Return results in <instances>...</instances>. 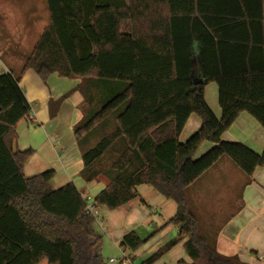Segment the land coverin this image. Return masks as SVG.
<instances>
[{"label":"trees","instance_id":"16d2710c","mask_svg":"<svg viewBox=\"0 0 264 264\" xmlns=\"http://www.w3.org/2000/svg\"><path fill=\"white\" fill-rule=\"evenodd\" d=\"M204 1L47 0L50 23L20 74H0V264H106L103 236L77 186L53 189L54 170L25 175L34 151L15 150V144L19 123L31 115L20 85L28 69L43 81L53 73L81 80L76 89L84 116L74 135L82 175L109 181L96 206L118 209L142 184L177 202L171 222L178 236L140 264H154L184 239L191 264H247L221 254L201 233L186 191L225 156L248 177L264 166V152L222 139L244 111L264 127V4L259 0L257 14L237 0L239 12L208 16ZM243 26L250 30L246 36ZM228 28L240 34H219ZM198 73L204 81L196 82ZM210 82L219 86L221 118L205 99ZM193 113L202 126L181 142ZM205 141L214 146L195 158ZM146 241L130 231L121 246L136 252Z\"/></svg>","mask_w":264,"mask_h":264},{"label":"crops","instance_id":"0c3cea01","mask_svg":"<svg viewBox=\"0 0 264 264\" xmlns=\"http://www.w3.org/2000/svg\"><path fill=\"white\" fill-rule=\"evenodd\" d=\"M22 1L29 3L28 11L31 9V13L25 10L27 4ZM40 2L44 3L47 15L39 9ZM204 2L208 16L213 11L221 12L218 16L224 12H239V8L235 7L238 5L237 0ZM245 2L252 6L253 13L260 12L257 5L259 0H241V5ZM244 15L241 8V18H245ZM49 23L47 0H0V74L17 67L9 65L2 53L10 50L13 64L25 62L32 52L27 53L28 50L25 49L30 35L34 30L37 31V43ZM249 31L246 26L241 27V36L248 35ZM254 31L257 32V28ZM219 34L233 36L240 33L228 28L220 30ZM20 72L14 73L19 75ZM195 80L204 81L202 73L196 74ZM80 82L78 78L62 77L58 73H53L47 81H43L34 69H28L24 73L20 85L32 109L30 118L21 121L17 127L15 150L34 151L25 164L24 172L27 177L54 170L51 182L53 189L74 183L85 197L94 200L109 181L102 177L89 182L82 175L84 160L74 135L75 125L84 116V97L76 89ZM65 94L68 97L57 104L58 99ZM204 94L215 115L221 118L218 84L207 83ZM201 126V117L191 114L179 140L187 141ZM222 139L242 143L257 153L264 152V127L246 111L240 113L224 132ZM213 146L214 143L205 141L195 158L202 156ZM137 192L135 199L118 209L97 206V210L103 224L100 227L107 234L108 241L120 250L124 236L130 231L147 239L140 249L132 252L140 259L139 262L135 260L136 264H140L177 237L179 228L171 222L178 210L176 201L166 198L149 184L139 185ZM186 194L189 208L197 217L201 233L214 240L216 249L221 254L237 256L247 264H264V166L257 167L253 176L248 177L229 157H222L187 188ZM187 241L188 239H184L173 246L154 264H178L180 260L193 263L185 248ZM102 246L103 251L104 239ZM38 264H48V261L42 260Z\"/></svg>","mask_w":264,"mask_h":264},{"label":"rangeland","instance_id":"374dc122","mask_svg":"<svg viewBox=\"0 0 264 264\" xmlns=\"http://www.w3.org/2000/svg\"><path fill=\"white\" fill-rule=\"evenodd\" d=\"M22 3L24 4H27L25 6V10L28 11V5L29 3L28 2H25V1H22ZM31 5V4H30ZM39 9L42 10L46 15H47V10H46V7L44 5V3L40 2L39 4ZM27 13V12H26ZM24 13V14H26ZM28 13H31V9L28 11ZM37 31H33L32 34L30 35V38L28 39L29 42L27 43L26 42V47L25 49L28 50L27 53H30L33 49H34V46L36 45V41H37V34H36ZM27 40V41H28ZM10 50H7V51H4L2 53V57L5 61H7V63L11 66H14V65H17L16 68H13V71L15 73H18L19 71L22 70L23 68V65L24 63L26 62H23V61H18V62H15L16 64H13V56L9 53ZM27 57V55L25 56ZM25 59V58H24ZM206 86V85H205ZM216 99L218 100V97H216ZM205 153V152H204ZM201 155H199L198 157H200ZM102 222V221H101ZM95 228L97 230V232H99L102 236H103V239L105 241V248L104 250L102 251V257L105 261L106 264H124L122 263L121 261H118L122 258V252L121 250L119 249L118 246H116L115 244L113 243H110L108 241V238H107V234L105 233V231L102 230V228L100 227V224L97 223V221L95 222ZM101 226H103V224H101ZM107 243V244H106ZM103 247V246H102ZM129 254L131 255V257H133V259L136 257L132 252H129ZM111 258H115L117 261L116 262H111L110 259ZM139 262L140 259L138 257H136V259H134V262ZM135 262V264H136Z\"/></svg>","mask_w":264,"mask_h":264},{"label":"built area","instance_id":"2783aa9c","mask_svg":"<svg viewBox=\"0 0 264 264\" xmlns=\"http://www.w3.org/2000/svg\"><path fill=\"white\" fill-rule=\"evenodd\" d=\"M86 201L88 204L89 211L95 217L97 223L101 225L102 222L100 220V214L97 210V206L95 205L94 200H92L91 197H86ZM121 252H122V258L118 261H121L124 264H135L133 257H131V255L129 254L130 252L129 250L122 247ZM110 261L116 262L117 260L115 258H111Z\"/></svg>","mask_w":264,"mask_h":264}]
</instances>
